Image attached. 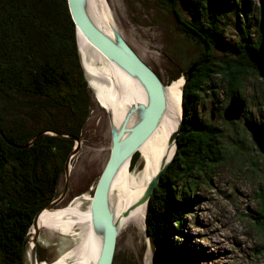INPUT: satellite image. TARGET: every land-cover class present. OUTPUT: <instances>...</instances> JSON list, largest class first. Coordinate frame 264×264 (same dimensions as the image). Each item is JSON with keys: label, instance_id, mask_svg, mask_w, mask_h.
Instances as JSON below:
<instances>
[{"label": "trees", "instance_id": "obj_1", "mask_svg": "<svg viewBox=\"0 0 264 264\" xmlns=\"http://www.w3.org/2000/svg\"><path fill=\"white\" fill-rule=\"evenodd\" d=\"M180 1L194 16V23L186 22L174 10L185 29L182 31L194 33L207 42L206 46L224 44V31H216L212 22L227 10L241 12L247 21L248 0H242L241 6L205 0L204 7L213 13V25L208 29L199 19L201 0ZM260 5L261 33L256 40L246 33L242 50L234 48L237 60L225 59L218 65L215 60L219 59L213 57L211 68L205 64L207 58H200L195 61L196 70L186 76L178 148L155 187L147 212L148 233L161 248L165 264H196L194 250L188 245L190 235L185 231L187 218L196 206L193 190L199 184L195 177L200 174L206 182L211 167L225 158L223 132L211 116L213 112L225 119L223 112L211 111L209 120L199 112L197 102L205 85L213 91L215 74L230 84V97L241 96L242 77L255 71L257 63L264 67V0ZM77 44L68 0H0V125L5 135L0 133L2 264H25V237L37 212L58 197L60 177L74 151V139L80 138L90 117L93 102ZM252 61L257 63L251 66ZM179 77L180 73L173 80ZM224 122L226 127L231 124ZM137 156H133L132 164ZM259 197L262 208L256 223L264 234V187ZM261 248L264 253V243Z\"/></svg>", "mask_w": 264, "mask_h": 264}, {"label": "rangeland", "instance_id": "obj_2", "mask_svg": "<svg viewBox=\"0 0 264 264\" xmlns=\"http://www.w3.org/2000/svg\"><path fill=\"white\" fill-rule=\"evenodd\" d=\"M225 1L229 5L235 2L239 6L243 4L242 0ZM108 2L119 31L143 61L156 72L164 85L173 81V76L179 73V78H184L186 82L187 74L196 70L195 61L200 58H207L204 60L205 64L211 65V68L213 57L219 59L215 60L218 65L225 59L232 62L237 60V50H242V41L248 36L246 33L251 40H256L262 30L260 0H248L247 21L241 12L238 14L236 10L230 9L224 16L212 22L216 31H224V46L215 43L206 46L205 40L200 41L194 33L189 34L180 27L175 9L180 12L179 16L183 21L194 23L193 12L180 0ZM204 3L205 0H201L199 19L208 29L212 24L213 13L212 9L204 7ZM204 38L207 39L205 36ZM77 45L93 104L80 138L74 139V147L79 143V149L70 160L67 193L55 208L69 205L81 194L93 196L111 154L113 128L119 130L128 120L125 118L118 128L113 123L110 111L99 100L98 91L93 85V76L86 69L80 44ZM85 49L91 60L100 61V56L93 48ZM255 63L257 62L252 61L251 66ZM255 68V71L242 77L241 96L246 99L244 117L264 125V67L257 63ZM213 82V91L205 85L197 102L199 112L209 120L211 111L223 112L230 101V84L220 74L213 76ZM183 113L184 111L181 116ZM244 117L229 121L215 116L213 120L223 132L225 158L219 165L211 167L206 175V182L200 174L195 177V183L199 184L193 190L196 206L187 218L185 231L190 235L188 245L194 250L193 261L196 264H264V253L260 252L263 251L261 246L264 243V234L256 223L257 212L262 208L259 193L264 187V153L244 126ZM224 121L231 123L230 126L226 127ZM137 154L133 164L131 159L130 167L139 171L144 161L139 150ZM66 181L64 171L59 181L58 197L62 194ZM144 198L145 193L143 201L147 202ZM91 199H83V208L88 207V200ZM148 209L149 200L147 212ZM147 216L145 224H140L141 226L131 222L123 230H118L113 264H163L161 248L148 233ZM73 238L47 227L41 228L36 247L38 260L55 261L75 244Z\"/></svg>", "mask_w": 264, "mask_h": 264}, {"label": "bare ground", "instance_id": "obj_3", "mask_svg": "<svg viewBox=\"0 0 264 264\" xmlns=\"http://www.w3.org/2000/svg\"><path fill=\"white\" fill-rule=\"evenodd\" d=\"M81 2L88 17L115 39L119 28L108 0ZM78 43L86 69L93 76V85L98 91L99 100L110 111L113 123L118 128L123 120L128 118L126 125L131 128L130 126L142 120L145 107L149 104L148 92L142 81L138 76L107 59L83 34H79ZM85 47L95 50L100 56L98 62L101 64L91 60ZM183 87L184 78L175 79L164 85L166 107L153 130L139 146L144 161L143 167L139 171L133 170L130 167L131 160H127L115 173L109 192V204L119 231L131 222L145 224L148 201H143L144 193L163 163L169 160L176 150L172 139L182 117ZM90 197L92 196L81 194L67 206L53 209L44 206L43 210L41 209V216L32 227L30 236L35 235L37 227H47L73 236L75 244L56 257L55 261H38L37 264H95L100 250L102 229L93 221L91 200H88L90 202L88 207L83 208V199H91Z\"/></svg>", "mask_w": 264, "mask_h": 264}, {"label": "water", "instance_id": "obj_4", "mask_svg": "<svg viewBox=\"0 0 264 264\" xmlns=\"http://www.w3.org/2000/svg\"><path fill=\"white\" fill-rule=\"evenodd\" d=\"M68 5L72 19L76 26L77 38H79V34H83L107 59L115 62L123 70L138 76L145 86L149 97V104L145 107V115L142 120H139L137 123L130 126L131 128L127 127L128 125H126V122L122 124L119 130H116L115 127L113 128L111 154L97 182L91 199L93 221L95 225L101 227L102 229L100 250L95 264H113L119 231L117 230L113 212L109 204L111 183L117 169L127 160H131L133 158L139 150V146L142 141H144V139L150 134L157 122V119L161 113H163L166 107L164 84L156 72L145 61H143V59L127 42L121 31L117 32L115 39H113L88 17L83 9L81 0H68ZM190 71L192 70L190 69ZM245 111L246 100L238 94H233L230 97L228 105L223 111V116L229 121L240 120L244 117ZM211 116L212 119L215 118L213 112L211 113ZM183 118L184 115L180 118L179 125L173 134L172 140L175 142L176 150L178 148V135L182 131ZM244 126L251 133L252 139L257 143L260 151L264 153V125L249 118H245ZM0 133L5 136L1 130V125ZM8 142H10V144H14L9 140ZM78 149L79 143L76 147H74L73 153L66 162L65 172L67 181L62 194H60V196L52 203L46 205V208L53 209L56 205L63 201L62 199L67 193L69 185L70 160L78 152ZM174 155L149 182L148 188L145 192V201L150 200L155 187L162 178L164 170L167 168ZM42 210L37 212L35 215L32 225L25 237L23 247L25 264H37L39 261L37 258L36 247L41 227L36 228L35 235L33 237L30 236V233L32 227L37 224V220L41 216ZM163 264H165L164 257Z\"/></svg>", "mask_w": 264, "mask_h": 264}]
</instances>
